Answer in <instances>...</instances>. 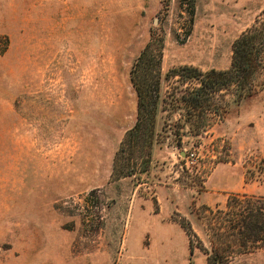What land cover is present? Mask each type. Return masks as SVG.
<instances>
[{
    "label": "rangeland",
    "instance_id": "374dc122",
    "mask_svg": "<svg viewBox=\"0 0 264 264\" xmlns=\"http://www.w3.org/2000/svg\"><path fill=\"white\" fill-rule=\"evenodd\" d=\"M181 1L0 0V264H264V241L239 252L217 211L233 193L264 197V75L180 145L165 126L180 115L159 113L151 161L114 171L152 32L164 72L226 69L264 13V0H196L185 38Z\"/></svg>",
    "mask_w": 264,
    "mask_h": 264
},
{
    "label": "trees",
    "instance_id": "16d2710c",
    "mask_svg": "<svg viewBox=\"0 0 264 264\" xmlns=\"http://www.w3.org/2000/svg\"><path fill=\"white\" fill-rule=\"evenodd\" d=\"M196 0H182L184 13L177 29V36L188 37L195 20ZM181 10V12H182ZM183 31H179V30ZM165 37L162 30H154L131 69V80L137 93V116L128 129L115 155L117 178L137 174L138 161L149 163L152 148L160 141L157 131L159 113L180 116L165 126H177L174 141L182 144L186 126L195 134L207 132L228 111L227 94L235 99L256 91L255 79L264 75V13L244 30L233 42L231 65L226 69L202 70L195 65H179L163 71ZM164 83H167L164 87ZM166 127H163L165 130ZM222 223L230 229V236L239 245V252H248L264 241V197L247 193L230 195L226 209H218ZM227 224V225H226ZM189 235L192 229H187ZM221 251L232 247V241L224 240ZM216 245L215 249L216 250ZM191 253L194 250L190 237ZM222 260L227 255L217 254Z\"/></svg>",
    "mask_w": 264,
    "mask_h": 264
},
{
    "label": "water",
    "instance_id": "95a60500",
    "mask_svg": "<svg viewBox=\"0 0 264 264\" xmlns=\"http://www.w3.org/2000/svg\"><path fill=\"white\" fill-rule=\"evenodd\" d=\"M219 264H222L221 262Z\"/></svg>",
    "mask_w": 264,
    "mask_h": 264
}]
</instances>
